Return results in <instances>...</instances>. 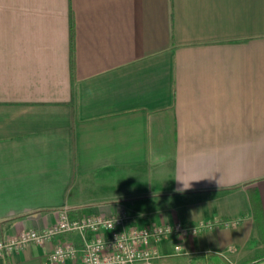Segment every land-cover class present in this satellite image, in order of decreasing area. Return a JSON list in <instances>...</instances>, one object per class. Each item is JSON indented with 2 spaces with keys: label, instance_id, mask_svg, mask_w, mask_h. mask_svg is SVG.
Segmentation results:
<instances>
[{
  "label": "crops",
  "instance_id": "obj_1",
  "mask_svg": "<svg viewBox=\"0 0 264 264\" xmlns=\"http://www.w3.org/2000/svg\"><path fill=\"white\" fill-rule=\"evenodd\" d=\"M60 208L203 224L153 264H264V0H0V239Z\"/></svg>",
  "mask_w": 264,
  "mask_h": 264
},
{
  "label": "built area",
  "instance_id": "obj_2",
  "mask_svg": "<svg viewBox=\"0 0 264 264\" xmlns=\"http://www.w3.org/2000/svg\"><path fill=\"white\" fill-rule=\"evenodd\" d=\"M202 225L174 222L138 226L123 214L70 216L67 208H60L49 226L22 229L13 236L0 239V256L28 243L40 244L59 234L77 231L82 239V252L73 264H153L158 256L157 244L164 237L175 233L181 236L194 234ZM174 247L179 249L178 244ZM76 253L73 241H58L42 264H57L75 258Z\"/></svg>",
  "mask_w": 264,
  "mask_h": 264
},
{
  "label": "clouds",
  "instance_id": "obj_3",
  "mask_svg": "<svg viewBox=\"0 0 264 264\" xmlns=\"http://www.w3.org/2000/svg\"><path fill=\"white\" fill-rule=\"evenodd\" d=\"M180 180V179H178ZM182 182V187L180 189H178V191H183L184 189H187L188 187H190V181H193V180H188L187 181V185L185 184V182L183 180H180Z\"/></svg>",
  "mask_w": 264,
  "mask_h": 264
},
{
  "label": "trees",
  "instance_id": "obj_4",
  "mask_svg": "<svg viewBox=\"0 0 264 264\" xmlns=\"http://www.w3.org/2000/svg\"><path fill=\"white\" fill-rule=\"evenodd\" d=\"M262 261H264V260H262Z\"/></svg>",
  "mask_w": 264,
  "mask_h": 264
}]
</instances>
